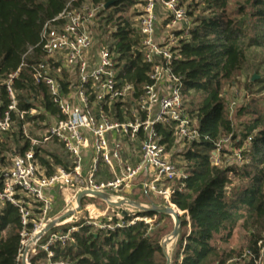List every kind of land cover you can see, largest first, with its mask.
Segmentation results:
<instances>
[{"label": "trees", "instance_id": "16d2710c", "mask_svg": "<svg viewBox=\"0 0 264 264\" xmlns=\"http://www.w3.org/2000/svg\"><path fill=\"white\" fill-rule=\"evenodd\" d=\"M84 4L104 6L96 29L106 40L98 47L109 50L121 82L132 84L137 95L149 82L150 68L139 53L142 38L134 28L140 0H0V82L18 74L12 84L17 107L25 113L29 135L38 141L49 126L48 118L60 117L47 87L36 83L31 73L32 66L44 60L42 29L68 6L74 9ZM178 4L187 7L192 28L187 38L175 34L177 58L172 71L182 79L185 111L196 121L199 141L182 154L188 177L183 190L171 196V203L183 214L170 264H236L232 261L243 251L225 246L238 228L249 237L246 250L256 253L257 243L264 240V111L242 107L230 115L223 88L247 72L257 78L245 87H260L264 92V0H178ZM61 75L65 92L67 77L65 72ZM8 104L1 87L0 112ZM13 122L12 132L0 139V167L7 157L31 149L47 174L57 167L71 168L72 160L58 141L31 147L14 117ZM159 132L169 148L171 133L163 128ZM226 137L238 148L251 138L244 153L247 164L242 168L214 165L215 145ZM111 179L101 167L96 180ZM235 183L239 185L234 187ZM154 215L139 213L145 218ZM153 225L136 222L114 232L83 225L73 233V244L52 249L49 262L45 254L38 253L29 263L167 264ZM20 232L18 211L6 205L0 215V264H17Z\"/></svg>", "mask_w": 264, "mask_h": 264}, {"label": "built area", "instance_id": "2783aa9c", "mask_svg": "<svg viewBox=\"0 0 264 264\" xmlns=\"http://www.w3.org/2000/svg\"><path fill=\"white\" fill-rule=\"evenodd\" d=\"M140 2L134 28L142 38L139 53L150 72L149 82L142 86L139 95L132 84L121 82L109 50L96 48L93 41L91 28L104 10L103 5L84 4L74 9L68 6L42 29L44 60L32 66L31 73L36 83L47 87L60 117L48 126L41 141L27 134L25 113L17 107L12 84L18 74L0 82V90L5 88L9 101L0 112V139L14 129V117L31 147L56 140L72 160L70 169L57 167L47 174L30 149L7 157L0 167V215L10 205L20 216L17 264H30L38 253L45 254L49 262L52 249L73 244V233L83 225L114 232L136 222L151 225L160 215L155 213L152 218L130 215L129 219L117 217L114 224L111 220L101 222L95 204L89 202L83 209L87 216L80 226H74V214H79L84 199L107 203L86 196L78 206L77 197L82 192L102 193L109 198L123 190L139 188L144 195L160 200L162 206L158 209H172L179 217L183 214L171 203V196L183 190L188 175L172 161L171 154L182 155L190 150L199 141V134L196 121L185 111L182 79L172 71L177 58L173 36L171 40L168 36L161 40L156 36L157 10L161 7L166 13L169 20L166 27L173 30L172 34L180 33L187 38L192 21L178 0ZM63 72L68 82L65 92L59 82ZM227 108L232 115L235 104ZM29 114L34 115L35 111ZM159 128L171 133L169 148L163 143ZM250 144L248 138L238 148L230 137L222 138L212 153L214 165L220 167L227 161L226 167L242 168L247 164L244 153ZM85 158L89 159L86 168ZM229 158H233L232 162ZM101 167L109 171L111 180H96ZM59 196L64 210L61 216H54ZM68 213L71 216L62 220ZM232 262L264 264V240L257 243L256 253L244 250Z\"/></svg>", "mask_w": 264, "mask_h": 264}, {"label": "rangeland", "instance_id": "374dc122", "mask_svg": "<svg viewBox=\"0 0 264 264\" xmlns=\"http://www.w3.org/2000/svg\"><path fill=\"white\" fill-rule=\"evenodd\" d=\"M184 7L187 9L186 6ZM139 10L140 8L138 7L137 12H139ZM198 13L199 11H197V13L195 14ZM157 19H158L156 26L157 38L161 40L166 36H168L171 40L173 36L174 45L177 46L178 38L175 35L176 33L172 34L173 30L166 27L167 22L169 20L166 18V13L163 11L161 7H159L157 10ZM96 28H97V23L94 26H92L91 32L93 35V41L95 42V46L97 48L100 45V42H102V40H106V37L102 36V32H98ZM254 77L257 76L256 75L251 76V74H248L247 72H242L238 74V76L235 78L232 84L228 83L224 86L223 98L225 99V103L227 106L230 105L231 103H234L235 111L242 107H250L251 109L264 111V101H263L264 92H260V87H252L251 89L245 87L246 82L249 80L253 81ZM54 120L55 118L49 117L47 122L50 125L54 122ZM37 125L38 124H36V126ZM26 132L29 135L27 129ZM171 156H172V161L178 167L183 169V161H182L181 153L175 152L172 153ZM86 160L87 159H85L84 162ZM232 160L233 158H229L228 161L232 162ZM225 164H228V162L225 161L224 165L222 164V166H226ZM238 185H239L238 183H235L233 186L235 187ZM134 191L136 192L134 193L135 194L134 197L132 196L127 197L125 193L120 192L117 195H113L109 197L106 201L107 203L104 202L102 203L99 202L98 200L84 199L81 203L79 214H74L75 217L73 219V222L76 220V222L74 223L78 224L84 219V217L87 216L85 215V212H83V209L85 204L89 202L91 203L93 202L95 204L96 209L98 211L97 213H99V217H98L99 221L105 222L111 220L110 222L113 224L117 221V217L118 218L123 217V219H129L130 215L139 216V213H141L140 208L142 206H148V207L153 206L156 208L158 205L160 207L162 206L159 199L158 200L148 199L150 197L144 195L139 188L134 189ZM109 202L114 204H121V203L122 204L120 206H116V205H110ZM63 208H64V202L62 201V198L59 196L58 198H56V202L53 210L54 216H59V215L61 216V214H63V210H64ZM173 220L174 218L172 216L169 217L166 215V217L164 216L156 217V219L153 222L155 224L153 225L154 235L159 239L160 244L164 241L167 243V253L170 256V258L173 257V254L177 249L176 245L179 238V234L176 237L173 236V233L175 231V223H172ZM248 245H249L248 235L245 232H243L240 228H238L234 232L232 239L230 240L228 245L225 246V248L229 250H234L235 252H240L246 250Z\"/></svg>", "mask_w": 264, "mask_h": 264}, {"label": "water", "instance_id": "95a60500", "mask_svg": "<svg viewBox=\"0 0 264 264\" xmlns=\"http://www.w3.org/2000/svg\"><path fill=\"white\" fill-rule=\"evenodd\" d=\"M107 7V5L105 6ZM257 78V77H254V79ZM86 196H91V197H94V198H98L102 201H107L108 197L105 195V194H102V193H92V192H82L78 195L77 197V205L79 206L81 201L83 200L84 197ZM110 205H116V206H120L121 204H114V203H110ZM142 211H146V212H153V213H159V214H169L170 216H172L174 218V221H175V231L173 233V236L176 237L178 236L179 234V231H180V221H179V216L176 214V212H174L172 209H164V210H160V209H143V208H140ZM69 216H71V213H68V214H65L64 216H62V220L63 219H66L68 218ZM48 230V229H47ZM170 241V240H168ZM166 258H167V264H170L171 263V258L170 256L168 255L167 253V243L164 241L160 244Z\"/></svg>", "mask_w": 264, "mask_h": 264}, {"label": "crops", "instance_id": "0c3cea01", "mask_svg": "<svg viewBox=\"0 0 264 264\" xmlns=\"http://www.w3.org/2000/svg\"><path fill=\"white\" fill-rule=\"evenodd\" d=\"M85 159H87V160H89L88 158H85ZM85 161L84 163H85V168L87 167V165H88V162L89 161ZM107 172H108V174L109 175H111L110 173H109V171L107 170ZM135 189H137V188H135ZM133 191H134V189H133ZM133 191H130V190H123V191H121L122 193H125L126 195H127V197H129V196H132V197H134V193H136L135 191L133 192ZM68 196V195H67ZM150 198H148V199H152V200H154V199H156V200H158V198H155V197H151V196H149ZM158 207H160L159 205L157 206V208L156 207H153V206H151V207H148V206H142L141 208H143V209H158ZM141 210V209H140ZM161 216H164V217H166V215L167 216H169V217H171L169 214H160ZM172 223H175V221L173 220V222Z\"/></svg>", "mask_w": 264, "mask_h": 264}]
</instances>
